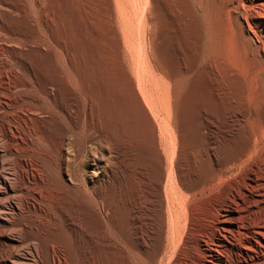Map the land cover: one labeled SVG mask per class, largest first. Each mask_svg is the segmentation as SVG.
Instances as JSON below:
<instances>
[{
    "label": "bare ground",
    "instance_id": "6f19581e",
    "mask_svg": "<svg viewBox=\"0 0 264 264\" xmlns=\"http://www.w3.org/2000/svg\"><path fill=\"white\" fill-rule=\"evenodd\" d=\"M245 1L231 0V33L258 66L260 98L200 122L202 181L178 160L169 122H145L149 137L116 141L88 170L66 79L34 75L40 94L31 79L6 89L0 264H264V0Z\"/></svg>",
    "mask_w": 264,
    "mask_h": 264
},
{
    "label": "rangeland",
    "instance_id": "374dc122",
    "mask_svg": "<svg viewBox=\"0 0 264 264\" xmlns=\"http://www.w3.org/2000/svg\"><path fill=\"white\" fill-rule=\"evenodd\" d=\"M230 5L231 0H0V100L23 78L31 79L32 94L43 87L34 75L64 78L79 119L76 152L89 158L88 170L92 156L107 155L116 141L149 137L145 122L166 121L175 127L178 160L182 154L202 181L207 174L200 122L226 119L260 98L258 66L231 33ZM2 112L12 110H0L5 120ZM3 149L0 143V174L11 177ZM12 238L16 243L19 235Z\"/></svg>",
    "mask_w": 264,
    "mask_h": 264
}]
</instances>
